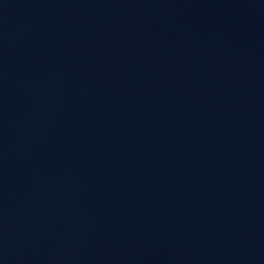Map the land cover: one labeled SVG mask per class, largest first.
<instances>
[{
	"label": "water",
	"instance_id": "obj_1",
	"mask_svg": "<svg viewBox=\"0 0 264 264\" xmlns=\"http://www.w3.org/2000/svg\"><path fill=\"white\" fill-rule=\"evenodd\" d=\"M0 264H264V0H0Z\"/></svg>",
	"mask_w": 264,
	"mask_h": 264
}]
</instances>
